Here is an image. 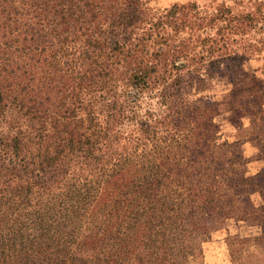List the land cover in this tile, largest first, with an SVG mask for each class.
I'll return each instance as SVG.
<instances>
[{
	"label": "trees",
	"instance_id": "obj_1",
	"mask_svg": "<svg viewBox=\"0 0 264 264\" xmlns=\"http://www.w3.org/2000/svg\"><path fill=\"white\" fill-rule=\"evenodd\" d=\"M142 5L0 0V264H204L216 230L250 220L264 167L222 178L195 92L228 47L223 4L153 20ZM263 96L227 109L257 124ZM197 113L203 129L176 144Z\"/></svg>",
	"mask_w": 264,
	"mask_h": 264
},
{
	"label": "rangeland",
	"instance_id": "obj_2",
	"mask_svg": "<svg viewBox=\"0 0 264 264\" xmlns=\"http://www.w3.org/2000/svg\"><path fill=\"white\" fill-rule=\"evenodd\" d=\"M143 14L155 19L173 4L188 5L196 2L202 10L216 13L223 4L224 34L228 38L226 49L216 50L210 56L213 66L205 67L213 77L195 86L201 112L213 114L220 126L218 142L226 153V160L219 167L224 180L245 174L260 173L264 162L260 139L264 134V121L254 124L251 116L239 117L230 106L241 108L254 93L264 95V0H141ZM245 16V17H244ZM243 17V18H242ZM214 32V31H213ZM264 116V96L260 98ZM204 118L200 113L185 118L171 130L178 145L192 143L203 129ZM259 193L251 195L254 209L248 221L230 219L225 228L214 232L202 244L204 264H264V177L258 178ZM264 196V195H263ZM245 208L249 207H244ZM243 209V208H242ZM75 227V231L79 230Z\"/></svg>",
	"mask_w": 264,
	"mask_h": 264
}]
</instances>
